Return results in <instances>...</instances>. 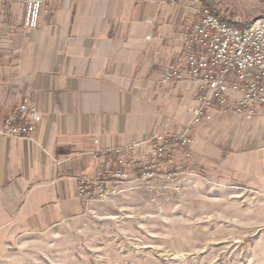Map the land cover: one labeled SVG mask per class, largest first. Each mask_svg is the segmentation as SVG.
Here are the masks:
<instances>
[{"label":"crops","instance_id":"0c3cea01","mask_svg":"<svg viewBox=\"0 0 264 264\" xmlns=\"http://www.w3.org/2000/svg\"><path fill=\"white\" fill-rule=\"evenodd\" d=\"M27 1L0 0V129L26 99L42 122L33 140L0 133V264L21 237L85 214L77 182L94 174L96 150L184 131L199 94L195 81L162 83L198 0H41L34 31ZM211 115L192 126L196 168L264 193V108L251 120Z\"/></svg>","mask_w":264,"mask_h":264},{"label":"rangeland","instance_id":"374dc122","mask_svg":"<svg viewBox=\"0 0 264 264\" xmlns=\"http://www.w3.org/2000/svg\"><path fill=\"white\" fill-rule=\"evenodd\" d=\"M237 20L264 0H214ZM123 183L82 217L17 241L2 264H264V193L205 172L191 158Z\"/></svg>","mask_w":264,"mask_h":264},{"label":"built area","instance_id":"2783aa9c","mask_svg":"<svg viewBox=\"0 0 264 264\" xmlns=\"http://www.w3.org/2000/svg\"><path fill=\"white\" fill-rule=\"evenodd\" d=\"M41 13L42 1L28 0L24 28L37 30ZM197 15L183 35L184 53L162 75L163 84L184 80L198 84L190 126L180 133L159 132L129 145L96 150L94 174L81 176L77 182V197L86 204L107 198L120 184L146 181L162 173L178 150L191 158L192 126L210 122L212 111L251 120L264 108V18L237 27L221 22L203 5ZM41 122L37 107L26 99L5 119L0 133L33 140Z\"/></svg>","mask_w":264,"mask_h":264},{"label":"trees","instance_id":"16d2710c","mask_svg":"<svg viewBox=\"0 0 264 264\" xmlns=\"http://www.w3.org/2000/svg\"><path fill=\"white\" fill-rule=\"evenodd\" d=\"M203 6L209 8L211 12L217 17L221 22L228 23L230 25H234L237 27H246L249 26L255 19H247V20H237L235 16L224 12L219 6L215 3L214 0H200ZM258 17H264L262 13ZM163 174H170L171 172H162Z\"/></svg>","mask_w":264,"mask_h":264}]
</instances>
